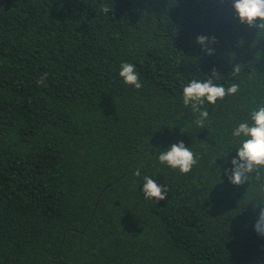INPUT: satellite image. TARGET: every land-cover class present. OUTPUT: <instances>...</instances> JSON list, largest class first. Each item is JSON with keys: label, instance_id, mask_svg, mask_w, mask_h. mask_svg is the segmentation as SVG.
I'll use <instances>...</instances> for the list:
<instances>
[{"label": "trees", "instance_id": "trees-1", "mask_svg": "<svg viewBox=\"0 0 264 264\" xmlns=\"http://www.w3.org/2000/svg\"><path fill=\"white\" fill-rule=\"evenodd\" d=\"M213 69L240 92L200 128L182 88ZM262 104L264 36L228 0H0V264H264V173L228 180L232 130ZM178 142L199 158L187 175L158 162Z\"/></svg>", "mask_w": 264, "mask_h": 264}, {"label": "clouds", "instance_id": "clouds-1", "mask_svg": "<svg viewBox=\"0 0 264 264\" xmlns=\"http://www.w3.org/2000/svg\"><path fill=\"white\" fill-rule=\"evenodd\" d=\"M228 3L233 8L240 24L247 25L249 28L254 27L257 29L258 36H264V0H228ZM101 10L107 14L112 9L107 4H103ZM215 42V37L198 36L196 39L202 51L210 56L214 55V49L207 45ZM240 71L241 67L237 65L233 68V76L238 75ZM118 75L129 87L140 90L143 86L140 74L135 65L130 62L120 64ZM212 77L205 81L192 79L182 88V103L185 107H190L194 114H199L195 124L200 128H203L205 121L209 120V112L203 108L205 103L214 106L218 101H223L226 96H234L240 92L238 83L233 82L227 87L216 83L215 81L220 80L221 77L215 69L212 70ZM44 78L41 77L40 83ZM250 121L251 123L241 122L232 130V137L239 139L240 143L236 148V158L231 160L232 168L228 174V180L236 186L249 184L252 179L260 180L261 174L264 173V104L250 112ZM158 162L174 171L178 170L181 175H187L198 164L199 158L183 142H178L164 151H159ZM134 175L139 177L140 171L137 170ZM143 179V196L146 200L159 203L166 199L168 193L166 186L158 185L153 178L148 176ZM257 187L260 193H264V183L258 184ZM261 205H264V200H261L253 209ZM255 231L264 236V208L260 209L256 218Z\"/></svg>", "mask_w": 264, "mask_h": 264}]
</instances>
